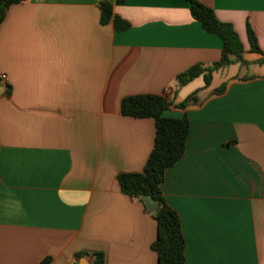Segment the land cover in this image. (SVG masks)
<instances>
[{
  "label": "crops",
  "instance_id": "0c3cea01",
  "mask_svg": "<svg viewBox=\"0 0 264 264\" xmlns=\"http://www.w3.org/2000/svg\"><path fill=\"white\" fill-rule=\"evenodd\" d=\"M197 1L232 26L244 54H252L248 23L263 53L248 62L261 71L225 78L218 95L202 77L176 86L192 66L218 62L222 47L185 0L8 8L0 25V264H92L94 253L104 264H157L156 204L122 194L116 177L143 170L155 137L154 120L123 116L121 100L166 88L174 104L195 91L200 102L162 113L188 121L184 154L160 185L180 221L184 264H264V0ZM101 2L129 29L100 24Z\"/></svg>",
  "mask_w": 264,
  "mask_h": 264
},
{
  "label": "trees",
  "instance_id": "16d2710c",
  "mask_svg": "<svg viewBox=\"0 0 264 264\" xmlns=\"http://www.w3.org/2000/svg\"><path fill=\"white\" fill-rule=\"evenodd\" d=\"M26 0H0V25L8 8L21 4ZM128 0H116L122 4ZM189 5L192 19L198 22L201 29L217 36L222 44L221 56L218 62L209 67L195 65L177 75L175 82L177 87H182L192 80L202 77L204 86L209 87L212 75L215 71L224 69L233 64L248 65L244 60V51L241 42L232 26L220 22L214 11L201 4L197 0H185ZM100 11V24L112 23L116 32L126 31L129 24L113 15L112 5L109 2H101L98 5ZM246 33L249 43V52L263 56L258 47L256 37L246 24ZM263 60H260L261 63ZM225 84L213 91L214 95L223 93ZM200 102L197 92H193L181 102L174 104L170 98L154 95H137L121 100L120 112L123 116L131 118H151L154 120L155 137L153 148L140 173H124L116 177L120 192L130 199L149 197L156 204L154 221L156 223V239L151 245L152 251L157 257V264H184V240L181 233L180 221L177 213L165 202L160 185L165 171L172 167L184 154L185 141L188 135V121L185 117L171 119L162 116L163 111L172 107L185 110L189 107H197ZM79 256V255H78ZM92 264H104V256L101 253L92 254ZM48 260L41 264H47Z\"/></svg>",
  "mask_w": 264,
  "mask_h": 264
},
{
  "label": "rangeland",
  "instance_id": "374dc122",
  "mask_svg": "<svg viewBox=\"0 0 264 264\" xmlns=\"http://www.w3.org/2000/svg\"><path fill=\"white\" fill-rule=\"evenodd\" d=\"M244 60L247 61V62H250V61H253L255 59H258L257 55H254V54H249V53H246L244 54L243 56ZM261 71V69H259L257 66L251 64V65H246V66H241L240 65H230L229 67H226L224 69H220V71H218L217 73L213 74L212 76V83H211V88L214 89V88H218L219 85H220V82L225 80V78L227 77H230L232 75H235V74H239V75H251L253 73H256ZM196 87V83H193V85L188 88V89H185L184 92L190 90V89H193ZM184 92L181 94H184Z\"/></svg>",
  "mask_w": 264,
  "mask_h": 264
},
{
  "label": "built area",
  "instance_id": "2783aa9c",
  "mask_svg": "<svg viewBox=\"0 0 264 264\" xmlns=\"http://www.w3.org/2000/svg\"><path fill=\"white\" fill-rule=\"evenodd\" d=\"M0 80H4L6 81V76L5 75H0ZM163 96L166 98H169L171 96V89L170 88H166L163 92Z\"/></svg>",
  "mask_w": 264,
  "mask_h": 264
}]
</instances>
